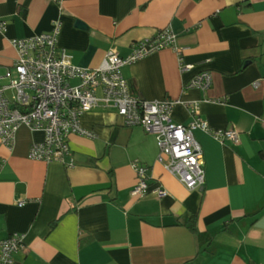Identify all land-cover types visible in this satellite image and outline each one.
<instances>
[{"label":"crops","instance_id":"1","mask_svg":"<svg viewBox=\"0 0 264 264\" xmlns=\"http://www.w3.org/2000/svg\"><path fill=\"white\" fill-rule=\"evenodd\" d=\"M2 22L0 85L14 76L11 41L53 23L58 48L83 69L168 29L181 56L162 49L124 66L131 94L174 102L170 119L181 125L195 103L212 132L239 137L195 133L204 182L187 191L159 162L155 137L113 111L81 118L93 138H68L72 168L28 159L44 135L19 127L11 149L0 145V241L19 234L24 245L8 264H264V0H0ZM180 58L193 68L181 73ZM202 71L210 88L186 89ZM135 162L165 197L130 195ZM191 217L196 233L185 225Z\"/></svg>","mask_w":264,"mask_h":264},{"label":"built area","instance_id":"2","mask_svg":"<svg viewBox=\"0 0 264 264\" xmlns=\"http://www.w3.org/2000/svg\"><path fill=\"white\" fill-rule=\"evenodd\" d=\"M5 23H0L3 30ZM61 26L53 23L51 31L32 37L13 39L16 51L14 76L0 85V145L11 149L15 133L24 126L30 131H41L42 141L33 143L28 159L44 163H59L66 168L74 166L68 138L71 135L93 138V134L80 126L81 118L96 109L110 110L122 118L126 127H139L155 137L158 160L187 191L199 189L204 182L202 148L195 139L196 132L209 133L223 143L237 144L234 130L212 132L200 118L197 104L188 105L192 114L186 125L174 124L170 111L174 102H145L131 94L121 69L162 49L174 46L175 36L164 29L152 41L132 45L131 53L121 57L108 51L103 64L97 69H83L73 65L71 56L58 48ZM180 63V72L190 71L192 65ZM2 78H0L1 80ZM211 86L207 71L194 75L186 89L206 91ZM0 160V168L3 165ZM131 168L135 185L130 195L143 197L149 193L163 198L162 189L150 191L148 169L138 163ZM22 206L23 202H18ZM24 249L23 236L12 234L0 241V264H8L17 251Z\"/></svg>","mask_w":264,"mask_h":264},{"label":"trees","instance_id":"3","mask_svg":"<svg viewBox=\"0 0 264 264\" xmlns=\"http://www.w3.org/2000/svg\"><path fill=\"white\" fill-rule=\"evenodd\" d=\"M185 225L190 232L196 233L195 217H191Z\"/></svg>","mask_w":264,"mask_h":264}]
</instances>
